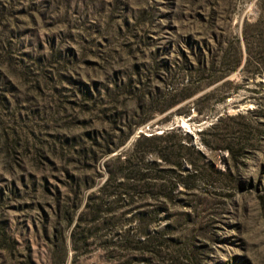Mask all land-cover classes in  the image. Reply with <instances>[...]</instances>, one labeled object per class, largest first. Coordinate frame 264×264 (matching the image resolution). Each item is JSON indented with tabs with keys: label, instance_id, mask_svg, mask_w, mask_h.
Instances as JSON below:
<instances>
[{
	"label": "rangeland",
	"instance_id": "obj_1",
	"mask_svg": "<svg viewBox=\"0 0 264 264\" xmlns=\"http://www.w3.org/2000/svg\"><path fill=\"white\" fill-rule=\"evenodd\" d=\"M0 264H264V0H0Z\"/></svg>",
	"mask_w": 264,
	"mask_h": 264
},
{
	"label": "trees",
	"instance_id": "obj_2",
	"mask_svg": "<svg viewBox=\"0 0 264 264\" xmlns=\"http://www.w3.org/2000/svg\"><path fill=\"white\" fill-rule=\"evenodd\" d=\"M241 63H242L241 59L238 60L235 64V67L233 70L237 69L241 65ZM247 63H248V61H247ZM226 149H228V151H229L228 160H231V161L233 160V161L237 162V165L235 164V169H238V161L239 160L246 161V160L251 159V157L248 156V152H247L245 145L241 146L240 149H238L237 151L234 150L233 148H226ZM196 152L201 154L199 151H196ZM222 174H224V175L225 174H231L230 167L227 169V171H225V173H222Z\"/></svg>",
	"mask_w": 264,
	"mask_h": 264
}]
</instances>
